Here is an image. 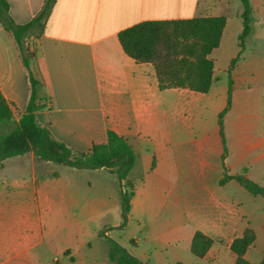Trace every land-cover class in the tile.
<instances>
[{
	"label": "crops",
	"instance_id": "crops-1",
	"mask_svg": "<svg viewBox=\"0 0 264 264\" xmlns=\"http://www.w3.org/2000/svg\"><path fill=\"white\" fill-rule=\"evenodd\" d=\"M7 2L10 17L19 25L34 18L44 4V0ZM250 2L258 22L264 0ZM240 13L236 0H54L42 29L25 39L31 53L29 70L38 82L36 103L42 106L35 112L38 124L54 140L80 153L105 143L107 131H113L135 157L128 174L134 186L129 211L141 210L144 217L148 212L153 222L161 208L170 205L173 221L184 215L190 222L187 230L172 226L168 233L147 232L141 248L139 238L136 246L130 240L143 264H234L231 243L251 222L243 203L224 193L230 184H238H219L223 168L217 116L226 105L227 83L222 91L215 88L226 79L230 60L239 51ZM218 16L225 17V26L218 47L208 56L213 61V83L206 93L159 89L152 66L135 63L117 38L120 31L145 21ZM253 34L254 30L247 42ZM228 35L236 37L237 49L223 57L219 51ZM242 56L231 74V98L240 87L248 90L257 83L258 67L242 70ZM0 93L17 121L29 101L28 71L13 37L1 25ZM206 109L214 115L215 127L205 121ZM53 164L36 159L32 152L3 161L0 264L97 262L89 255L90 239L98 238V228L92 230L89 222L99 215L105 200L89 191L78 192L77 183L53 170ZM179 181L183 194L176 192ZM181 203L184 211L177 208ZM196 232L212 240L202 257L191 252ZM166 234L169 249L163 256L157 242L164 243ZM255 244L243 255L252 264L264 255Z\"/></svg>",
	"mask_w": 264,
	"mask_h": 264
},
{
	"label": "trees",
	"instance_id": "trees-1",
	"mask_svg": "<svg viewBox=\"0 0 264 264\" xmlns=\"http://www.w3.org/2000/svg\"><path fill=\"white\" fill-rule=\"evenodd\" d=\"M241 4V31L238 35V53L230 60L226 69V105L217 116V126L222 142L223 174L219 181L224 185L236 182L249 195L264 199V188L244 174L226 173L224 159L227 154L223 118L230 108L232 94V71L241 59L245 42L253 32L256 22L250 0H239ZM54 0H44L41 11L25 24H16L9 15L7 0H0V25L13 37L23 66L28 71L30 96L25 112L15 121L11 110L0 93V169L8 158L23 156L32 152L36 159L49 161L77 169H103L113 174L117 180L121 201L123 226L126 222L130 201L134 195L133 183L128 174L133 167L135 157L127 142L108 130L106 142L93 144L86 153L72 150L61 142L54 140L49 131L38 124L35 112L42 108L37 105L38 82L32 77L28 59L31 57L25 39L34 31H40ZM225 26V17H197L182 20L145 21L120 31L117 34L123 52L137 64H150L155 72L159 89L187 88L194 92L206 93L213 83V61L209 54L218 47ZM10 127V128H9ZM199 239L206 245L196 250ZM107 260L115 264H143L131 255L118 242L103 235ZM253 241L252 232L245 229L240 238L231 243L230 249L235 255L234 264H252L243 255ZM131 243L133 241H130ZM212 244V240L195 233L191 242V252L202 257ZM257 264H264V255Z\"/></svg>",
	"mask_w": 264,
	"mask_h": 264
},
{
	"label": "rangeland",
	"instance_id": "rangeland-1",
	"mask_svg": "<svg viewBox=\"0 0 264 264\" xmlns=\"http://www.w3.org/2000/svg\"><path fill=\"white\" fill-rule=\"evenodd\" d=\"M236 3L240 9V1L236 0ZM258 18V22H255L253 26L254 34L251 36V42L246 40L243 56L241 55L244 59L242 70H246L249 66L258 67L256 74L257 83L248 90L240 87L232 95L230 108L223 118L227 149L224 164L227 174H244L248 179L264 188V21L261 19L264 18V13ZM236 49V37L228 35L219 53L223 57H228L234 55ZM224 86H226L225 78L217 83L216 92L222 91ZM204 116H206L204 119L208 126L210 128L215 127V117L211 115L209 109L204 110ZM4 130L1 129L0 131L4 132ZM51 168L68 179L74 180L79 186L78 192L89 191L92 194L101 195L103 200H105L100 208L99 215L97 214L89 222L92 230L98 228L96 233L98 238L92 237L90 239L93 248L89 257L97 261L94 264H115L114 262H109L106 258L103 235L115 240L130 254L138 257L140 255H138L139 253L134 247L137 244L136 238L140 239V244L137 247L141 248V246L143 247L142 239L147 232H152L153 234L158 232L168 233L172 226H179L183 230H187L190 226V222L185 219L184 215L177 216V221H173L170 205H165L161 208L160 213L153 222L150 221L148 212L144 217L141 210L134 208L129 211L125 224L121 226V201L117 180L113 174L107 173L106 170L102 172L86 168L78 169L76 172L72 170L73 167L54 164ZM88 182L91 183L89 188ZM181 184V181H179L176 187L178 194L185 192ZM201 193L199 191V195ZM224 193L231 198L240 200L246 209L250 211L251 222L247 221L246 229L252 232L253 241L251 245L256 242L255 249H261L262 247V250H264V199L259 196L249 195L234 183L224 188ZM178 207L184 211L186 206L181 203ZM200 234L205 237L204 234ZM132 239H134L132 243L134 246L130 243ZM168 240L169 237L166 234L164 243L157 242V247L162 250L163 256L166 255L164 250L169 249ZM205 245L206 242L203 239H199L196 250H202ZM252 251L254 253V249ZM255 255L257 256V254Z\"/></svg>",
	"mask_w": 264,
	"mask_h": 264
}]
</instances>
